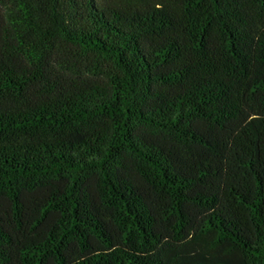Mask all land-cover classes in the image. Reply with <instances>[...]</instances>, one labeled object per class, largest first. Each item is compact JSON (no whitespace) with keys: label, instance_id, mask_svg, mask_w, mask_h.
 <instances>
[{"label":"trees","instance_id":"obj_1","mask_svg":"<svg viewBox=\"0 0 264 264\" xmlns=\"http://www.w3.org/2000/svg\"><path fill=\"white\" fill-rule=\"evenodd\" d=\"M0 264H264V0H0Z\"/></svg>","mask_w":264,"mask_h":264}]
</instances>
